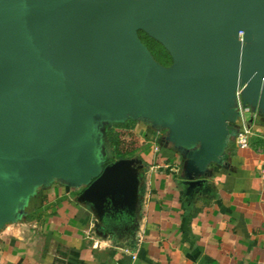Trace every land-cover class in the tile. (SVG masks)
I'll return each instance as SVG.
<instances>
[{"label": "water", "instance_id": "1", "mask_svg": "<svg viewBox=\"0 0 264 264\" xmlns=\"http://www.w3.org/2000/svg\"><path fill=\"white\" fill-rule=\"evenodd\" d=\"M240 88L264 112V0H0V226L54 178L87 186L83 199L127 196L142 160L104 166L89 111L167 128L190 177L205 173L236 135Z\"/></svg>", "mask_w": 264, "mask_h": 264}, {"label": "crops", "instance_id": "2", "mask_svg": "<svg viewBox=\"0 0 264 264\" xmlns=\"http://www.w3.org/2000/svg\"><path fill=\"white\" fill-rule=\"evenodd\" d=\"M254 112L251 146L230 131L219 159L192 178L190 149L137 119L128 130L142 162L129 169L127 196L96 201L82 198L85 185L39 183L0 226V264H129L134 253L139 264H264V112ZM101 145L105 163V133Z\"/></svg>", "mask_w": 264, "mask_h": 264}, {"label": "rangeland", "instance_id": "3", "mask_svg": "<svg viewBox=\"0 0 264 264\" xmlns=\"http://www.w3.org/2000/svg\"><path fill=\"white\" fill-rule=\"evenodd\" d=\"M141 31L148 35V43H149L150 46L142 40L141 35H140ZM139 36H140L141 40L143 41V43H145V45L148 47V49L151 52L154 60L157 63H159V64H161L163 66H170L173 63L172 56L170 55L168 50L159 41H157L155 38L150 36L144 30H140L139 31ZM153 40L159 42L161 45H158V44L154 43ZM82 119L85 120V124L87 125L88 130L90 132H94L95 134H97L99 140L103 139V133L106 130H109V129H112L114 132H119V133L122 132L123 130H126V132H128V133L132 132V131H129L128 129H124L122 127H117L116 125L119 124V123H124L126 121H131V120L132 121H136L137 120L136 119V114L128 115L127 118H125L123 121H111V120H106L105 118L103 120V117H100L98 115V113L94 112V111L87 112L86 116L85 117L83 116ZM137 124H138V122H136L135 125L132 126L131 129H135ZM144 127H145L146 130L149 129V127L147 125L146 126L144 125ZM160 131L162 132V134H165L166 132H168V129L167 128H163V129H160ZM133 133H135V132H133ZM125 139L126 140L130 139L129 134L125 135ZM106 149L108 151L110 150L109 149V145H108V141H107ZM134 154L135 153L133 151L130 155H127V157H125V158H133Z\"/></svg>", "mask_w": 264, "mask_h": 264}, {"label": "trees", "instance_id": "4", "mask_svg": "<svg viewBox=\"0 0 264 264\" xmlns=\"http://www.w3.org/2000/svg\"><path fill=\"white\" fill-rule=\"evenodd\" d=\"M142 40L148 43V35L144 32H140ZM154 43L161 45L159 42L153 40ZM150 46V45H149ZM136 121H126L124 123H119L116 126L122 127L124 129H131L134 126ZM107 136V141L109 145V151L107 152V157L105 159L104 166L109 163H112L118 159L125 158L127 155H130L134 150L138 149L142 145L141 139L133 132H114L112 129L106 130L104 132ZM129 134L130 139L126 140L125 135ZM132 156V155H131Z\"/></svg>", "mask_w": 264, "mask_h": 264}, {"label": "built area", "instance_id": "5", "mask_svg": "<svg viewBox=\"0 0 264 264\" xmlns=\"http://www.w3.org/2000/svg\"><path fill=\"white\" fill-rule=\"evenodd\" d=\"M241 93L242 88L237 90V110L239 117L236 126V140L240 147L248 148L251 146V136L253 134V126L250 118L251 116H255V112L250 105L244 103ZM129 264H139L137 254H132V259Z\"/></svg>", "mask_w": 264, "mask_h": 264}]
</instances>
